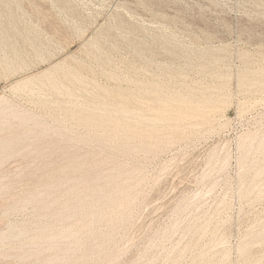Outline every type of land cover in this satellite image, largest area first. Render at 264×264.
Masks as SVG:
<instances>
[{
	"label": "rangeland",
	"instance_id": "obj_1",
	"mask_svg": "<svg viewBox=\"0 0 264 264\" xmlns=\"http://www.w3.org/2000/svg\"><path fill=\"white\" fill-rule=\"evenodd\" d=\"M0 264H264V0H0Z\"/></svg>",
	"mask_w": 264,
	"mask_h": 264
}]
</instances>
